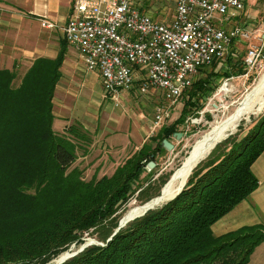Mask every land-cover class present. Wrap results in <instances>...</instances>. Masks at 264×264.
<instances>
[{
  "label": "trees",
  "instance_id": "1",
  "mask_svg": "<svg viewBox=\"0 0 264 264\" xmlns=\"http://www.w3.org/2000/svg\"><path fill=\"white\" fill-rule=\"evenodd\" d=\"M66 46L63 40L54 58H35L17 85L15 64L0 66V264H45L82 243L86 232L96 233L103 245H88L62 264H247L264 241V223L221 235L212 225L258 186L251 166L264 151V113L240 139L226 138L223 151L217 152L218 143L173 199L107 241L119 222L116 212L135 191L140 189V203L159 194L141 192L146 188L140 179L165 150L163 139L170 141L198 110L210 78L194 80L178 118L110 175L85 180L71 166L80 142H90L88 132L78 124L53 129L52 100Z\"/></svg>",
  "mask_w": 264,
  "mask_h": 264
},
{
  "label": "rangeland",
  "instance_id": "2",
  "mask_svg": "<svg viewBox=\"0 0 264 264\" xmlns=\"http://www.w3.org/2000/svg\"><path fill=\"white\" fill-rule=\"evenodd\" d=\"M133 1L142 6L153 19L167 22L174 17L175 0ZM28 21L29 23L22 25L24 27L19 32L13 30L11 37L4 39L2 43V53L6 55L2 56L3 60L0 66L12 68L11 65L15 64L17 73L14 81L15 85L19 83L32 59L40 54V50L37 51L35 49L42 48L44 42L45 31L39 25V22L35 19ZM230 23L239 24L252 31L255 35L262 34L264 30V0H246L244 10L238 16L232 18ZM246 45V41L238 42L224 58L213 61L195 76V81L200 78H210L208 86L211 89L206 93L204 99L200 101L198 110L192 109L193 112L188 114L183 123L177 126L178 132L182 133V135L179 139L175 135L171 136L170 142L173 144V148L160 152L156 156L154 167L149 169L146 166V171L140 179L142 183L141 189H146L141 192L147 194L160 192L164 183L181 166L184 159L195 147L197 141L213 125L219 124L230 117L241 100L252 89L258 77L264 71V59L261 61V65L252 69L246 68L243 63ZM5 49H14V51L11 50L10 59L7 55L9 52ZM25 49L32 50L29 57H25ZM33 50L35 51L34 53ZM74 55V51L70 48L66 57L71 60ZM4 57L8 58L5 59ZM76 69V73L84 80V86L80 90V93H82L80 98L82 100L78 101L77 105L78 107L81 106V109H84L86 114H90L92 121L80 119L82 122L78 120L75 122L73 120V124H78V129L81 128V130L88 132L90 142L88 144L80 142L82 145L77 148V158L71 167L77 166L81 169L85 180L98 179L103 175H110L119 164L133 155L144 142L149 141L151 136H156L162 126L171 125L180 114L184 101V92L189 88H186L175 100H167L163 91L154 92V90H150L145 94H141L135 82L132 91L130 93H121L119 101L115 102L112 98H105L103 95L96 98L98 93L101 92L100 77L96 72L87 71L78 58ZM71 88L74 91L79 90L76 86L71 85ZM56 93H60V87H57ZM262 98L256 105L255 112L245 114L236 129L229 135L230 137L236 140L240 139L260 118L264 113V95ZM54 101H57L56 96ZM72 102V100H69V103L72 104ZM157 106L165 110L164 116L159 123L155 121V109ZM75 110L71 112V115L75 113ZM224 140L221 143L219 142L217 152L223 151L229 145ZM229 141L232 140L230 139ZM139 190L135 191L128 202L116 212L117 216H119L118 221L128 210L139 207L142 204L139 200ZM96 237V233L89 234L86 232L83 235L82 243L77 245L73 243L68 249H70L69 251H76L80 246L88 242H90L89 244L95 242L103 244ZM58 256L52 258L50 262H55ZM252 260V264H264V245L257 249ZM45 264H49V262Z\"/></svg>",
  "mask_w": 264,
  "mask_h": 264
},
{
  "label": "built area",
  "instance_id": "3",
  "mask_svg": "<svg viewBox=\"0 0 264 264\" xmlns=\"http://www.w3.org/2000/svg\"><path fill=\"white\" fill-rule=\"evenodd\" d=\"M245 1L175 0L174 17L163 22L133 0H73L62 29L85 69L99 75L105 98L119 101L136 82L141 94L163 91L167 100H175L200 68L224 58L240 41L247 42L245 67L261 65L264 30L255 35L230 23L244 10ZM40 25L55 26L45 19ZM164 113L156 107L157 123Z\"/></svg>",
  "mask_w": 264,
  "mask_h": 264
},
{
  "label": "crops",
  "instance_id": "4",
  "mask_svg": "<svg viewBox=\"0 0 264 264\" xmlns=\"http://www.w3.org/2000/svg\"><path fill=\"white\" fill-rule=\"evenodd\" d=\"M72 3L73 0H0V53H2L1 48H3L2 43L4 39L6 40L9 36L11 37L13 30L19 32V30L24 27L22 25L24 23H29L28 20L30 19H35L39 22V25L40 19H45L54 23L55 26L53 28L42 27L45 31L44 42L42 48L35 49L37 51L40 50V54L36 55L35 58L47 57L46 55L50 56V58H54L60 49L61 42L65 40L62 28L70 15ZM70 48H72L75 55L72 56L71 60H68L66 54ZM5 50L9 52L7 55L10 59L12 49ZM12 51H14V49ZM24 52L26 53L25 57H29L32 50L25 49ZM34 52L33 50V53ZM2 54H0V65L3 60L2 56L6 55ZM35 58H33L32 61ZM77 58L82 62L78 51L67 43L64 60L60 68L61 77L56 84L52 100L54 115L53 129L57 132H64L67 126L73 124V120L76 122V120L92 119L90 114H86L84 109H81L82 107H78L77 105V102L82 100L80 98L82 95L80 90L84 86V80L76 73ZM6 68H8V66ZM71 85L76 86L79 90L74 91ZM57 87H60L59 94H57L58 92L56 93ZM101 92L98 93L96 98L103 95V92ZM55 96L57 98L56 102L54 101ZM69 100L73 101L72 104L69 103ZM74 109H76L75 113L71 115ZM251 169L258 179V186L246 199L234 206L228 213L212 225V231L215 235H221L241 226L264 223V151L253 162ZM263 245L264 241L254 249L247 264L253 263L252 259L257 249Z\"/></svg>",
  "mask_w": 264,
  "mask_h": 264
},
{
  "label": "bare ground",
  "instance_id": "5",
  "mask_svg": "<svg viewBox=\"0 0 264 264\" xmlns=\"http://www.w3.org/2000/svg\"><path fill=\"white\" fill-rule=\"evenodd\" d=\"M263 95L264 71L258 77L249 93L238 104L235 112L223 122L213 125L212 128L197 141L195 147L184 159L181 166L173 172V179L164 185L163 194L161 198L156 199L153 207H159L162 205L183 186L194 164L198 161L201 162L202 158L205 159L216 142L226 137L229 132H233L245 114L255 112V107L259 101L263 99ZM256 110L258 109L256 108ZM144 210L145 206L131 208L126 214H124L123 220H132L144 213Z\"/></svg>",
  "mask_w": 264,
  "mask_h": 264
},
{
  "label": "water",
  "instance_id": "6",
  "mask_svg": "<svg viewBox=\"0 0 264 264\" xmlns=\"http://www.w3.org/2000/svg\"><path fill=\"white\" fill-rule=\"evenodd\" d=\"M231 133H232V132H229V133L226 135V137H224L223 139H221V140H219L218 142H216V143L213 145L212 149H213V148H214L219 142H221L222 140L226 139ZM174 135L179 139V138L181 137L182 133H180V132H176V133H174ZM162 144H163V147H164L166 150H171V149L173 148V144H172L170 141H168L167 139H163ZM212 149L210 150V152L212 151ZM210 152H209L208 154H210ZM206 157H207V156H206ZM202 160H203V158H202ZM199 162H200V161H198V162H196V163L194 164V166L192 167V170L197 166V164H198ZM154 165H155V162H154V161H149L148 164H147V166L149 167V169H151L152 167H154ZM192 170L190 171V173L192 172ZM189 175H190V174H189ZM189 175H188V176H189ZM173 177H174V174H171L170 177H169V179L164 183V185L167 184L168 182H170V181L173 179ZM185 184H186V182L183 184L182 187H180V189H179V190H178V191H177L172 197H170L169 199H167L164 203H166L167 201L173 199V198H174V197H175V196H176V195H177V194L183 189V187L185 186ZM164 185H163L162 188L160 189L159 194L153 196L152 198H150L149 200L145 201L144 203H142V204L140 205V206H145V210H144V213H142L141 215H139V216H137V217H140V216L144 215L148 210H151V209H155V208H157V207H153V204H155L154 202L156 201V199L161 198V196H162V194H163V187H164ZM164 203H163V204H164ZM163 204H162V205H163ZM162 205H160V206H162ZM160 206H159V207H160ZM135 218H136V217H135ZM132 220H133V219H132ZM129 221H131V220H128V219H124V220H123V217H121L120 220H119V222H118L117 227L114 229L113 233H112L111 236L107 239V241L110 240L111 237H112L113 235H115V233H117L118 230H119L120 228L124 227ZM91 242H92V241H91ZM89 243H90V242L83 244V245L80 246L79 249H77L76 251H69L70 249H68L67 251L61 253V254L58 256V258L55 260V262H50V261H49V264H62V263L65 262L67 259L73 257L74 255H76L77 253H79L80 251H82L86 246L91 245V244H89ZM93 244H98V243L95 242V243H93ZM102 245H103V244H102Z\"/></svg>",
  "mask_w": 264,
  "mask_h": 264
}]
</instances>
